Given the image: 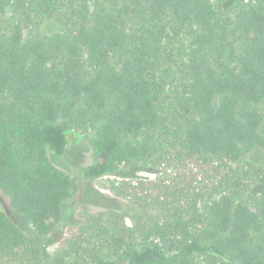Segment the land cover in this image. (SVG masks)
Masks as SVG:
<instances>
[{
	"label": "trees",
	"instance_id": "16d2710c",
	"mask_svg": "<svg viewBox=\"0 0 264 264\" xmlns=\"http://www.w3.org/2000/svg\"><path fill=\"white\" fill-rule=\"evenodd\" d=\"M0 193V264H264V0H0Z\"/></svg>",
	"mask_w": 264,
	"mask_h": 264
},
{
	"label": "rangeland",
	"instance_id": "374dc122",
	"mask_svg": "<svg viewBox=\"0 0 264 264\" xmlns=\"http://www.w3.org/2000/svg\"><path fill=\"white\" fill-rule=\"evenodd\" d=\"M247 2L249 0H242ZM69 145L63 156H55L51 154V160L54 165L60 170L64 171L68 175H70L77 188L81 187V177L80 170L89 164H91V153L87 143L83 140L82 137L77 134L70 132L68 133ZM151 175L146 171L139 169H128L120 172L118 176H106L99 179H96L92 185L93 188L97 191L107 194L114 195L110 190V186L112 184H118L123 179H138V178H146ZM0 209L13 221L15 222L22 230L27 232L29 230V226L18 216L16 215L12 209L10 208L7 200L0 193ZM93 210V209H92ZM62 229V228H61ZM60 229V230H61ZM57 231L52 236L53 244L49 245V251H53L60 244L62 239L69 234V229L64 228L62 231Z\"/></svg>",
	"mask_w": 264,
	"mask_h": 264
}]
</instances>
